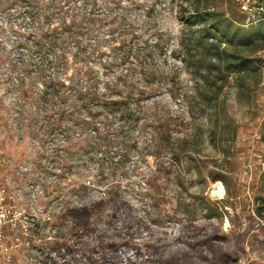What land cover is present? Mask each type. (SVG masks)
<instances>
[{
  "label": "rangeland",
  "instance_id": "1",
  "mask_svg": "<svg viewBox=\"0 0 264 264\" xmlns=\"http://www.w3.org/2000/svg\"><path fill=\"white\" fill-rule=\"evenodd\" d=\"M183 4L0 0V201L17 210L3 215L11 257L0 264H264V51L260 76L241 90L232 74L210 118L172 57ZM58 10L75 34L61 77L76 91L47 105L28 49L62 25ZM128 106L132 119L118 110ZM9 223H35L37 238Z\"/></svg>",
  "mask_w": 264,
  "mask_h": 264
},
{
  "label": "trees",
  "instance_id": "2",
  "mask_svg": "<svg viewBox=\"0 0 264 264\" xmlns=\"http://www.w3.org/2000/svg\"><path fill=\"white\" fill-rule=\"evenodd\" d=\"M181 1L188 3V6L183 4L178 11L182 29L177 50L172 52V57L192 71L196 87L195 99L204 111L212 113L210 118L218 119L221 111L219 98L228 85L230 76L235 75V85L241 90L246 87L244 83L248 78L260 76L261 60L257 54L264 51V20L257 25L250 24L249 16L240 10L239 3L234 0ZM252 5H264V0H252ZM54 15L55 20L62 25L48 27L41 34L35 35L32 50L28 49L37 54L43 65L39 73L44 77L42 93L44 97H48L45 101L47 105L54 99L64 100L66 92L73 90L74 86L72 84L67 87L64 84L61 67L64 46L67 44L65 41L73 39L75 34L66 30L67 26L63 25L65 17L62 16V11L58 10ZM25 65L26 68L30 66V61ZM113 106H120V103L115 102ZM108 109L103 112L110 116ZM118 110L127 119L134 116V111L129 106ZM93 123L82 122L79 127L81 130H88L94 126ZM94 139V146L98 148L96 138ZM209 178L211 181H224L218 173H210ZM258 201L260 205L256 209V215L262 220L264 198L261 197ZM204 210L208 217L219 219L224 207L207 201Z\"/></svg>",
  "mask_w": 264,
  "mask_h": 264
},
{
  "label": "built area",
  "instance_id": "3",
  "mask_svg": "<svg viewBox=\"0 0 264 264\" xmlns=\"http://www.w3.org/2000/svg\"><path fill=\"white\" fill-rule=\"evenodd\" d=\"M236 2L239 3V7L240 10L244 13H246L249 16V20H251V22H259L261 20H264V5H252V0H236ZM4 163L8 164L10 163L9 161ZM2 164V160H0V165ZM2 166V165H1ZM4 202V197H1V201H0V261L2 259L5 260L7 259V262L10 260V250L8 249V247L6 246V239L2 233L3 228L6 226L5 220L3 219V215L5 213H8L11 217L14 216V214L16 213V211L14 210V205H3ZM19 211L21 212H25L26 210H21L19 209ZM30 224V223H29ZM12 223H9L8 226L11 229V231L15 232L16 235L18 236H22V235H26L27 239L26 242L30 245V243L32 241H35V239L37 238V234L38 232L35 231V223H32L30 225H28V228H24L25 230H21L20 226L18 225H14ZM13 226V227H12ZM1 263V262H0Z\"/></svg>",
  "mask_w": 264,
  "mask_h": 264
},
{
  "label": "bare ground",
  "instance_id": "4",
  "mask_svg": "<svg viewBox=\"0 0 264 264\" xmlns=\"http://www.w3.org/2000/svg\"><path fill=\"white\" fill-rule=\"evenodd\" d=\"M219 191H222V185L219 184Z\"/></svg>",
  "mask_w": 264,
  "mask_h": 264
}]
</instances>
